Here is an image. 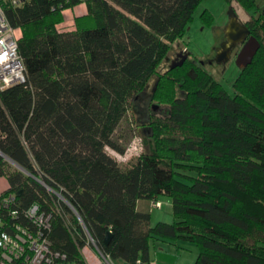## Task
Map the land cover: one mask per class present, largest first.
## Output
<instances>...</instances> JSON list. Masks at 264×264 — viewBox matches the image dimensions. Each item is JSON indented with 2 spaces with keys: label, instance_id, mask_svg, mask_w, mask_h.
Returning a JSON list of instances; mask_svg holds the SVG:
<instances>
[{
  "label": "trees",
  "instance_id": "trees-1",
  "mask_svg": "<svg viewBox=\"0 0 264 264\" xmlns=\"http://www.w3.org/2000/svg\"><path fill=\"white\" fill-rule=\"evenodd\" d=\"M202 1L0 0L27 77L0 90V228L34 230L24 211L36 203L51 214V248L66 254L54 264H87L88 237L113 264H147L155 241L193 244V264H264V5L236 0L259 46L230 94L192 55L158 70ZM81 3L66 29L63 11ZM200 16L213 24L208 9ZM153 76L161 113L122 166L106 148L125 153L117 130ZM161 196L173 220L151 224L137 201Z\"/></svg>",
  "mask_w": 264,
  "mask_h": 264
},
{
  "label": "rangeland",
  "instance_id": "rangeland-1",
  "mask_svg": "<svg viewBox=\"0 0 264 264\" xmlns=\"http://www.w3.org/2000/svg\"><path fill=\"white\" fill-rule=\"evenodd\" d=\"M259 4L262 7L264 0H259ZM204 9H208L214 15V22L211 26H206L201 20L200 15ZM232 19L235 21L236 28H231ZM248 20V14L236 0H232L230 3L225 0H203L197 7L186 33L173 42L158 70L163 72L168 67L182 61L186 56L192 55L223 84L230 94H233L232 84L241 68L238 63V56L250 38L244 35L240 39L230 41L227 39L228 31L236 32L237 27L242 29ZM14 30L16 35L20 33L19 28ZM225 41H227V45H230V48H223ZM222 49L229 50L226 51L225 57L220 59L219 54ZM155 82L156 76H153L146 88L133 100L117 130V136L121 135V141L126 143L125 153L121 155L108 147L106 148L108 153L115 157L122 166L133 163L144 151V138L150 133L149 117L151 114L159 115L161 113V109L154 108L153 103H151ZM7 188L6 177L0 176V194ZM160 198L163 199V202H160L163 205L161 210H155L152 213L155 220L153 224L157 221L172 222L173 220L170 200L167 196ZM152 206L156 207L153 203ZM0 255H2L1 252ZM101 260L104 261L103 258ZM108 261L110 262V260Z\"/></svg>",
  "mask_w": 264,
  "mask_h": 264
},
{
  "label": "built area",
  "instance_id": "built-area-1",
  "mask_svg": "<svg viewBox=\"0 0 264 264\" xmlns=\"http://www.w3.org/2000/svg\"><path fill=\"white\" fill-rule=\"evenodd\" d=\"M26 81V68L19 53L17 35L0 6V90ZM51 191L59 200L65 201L60 193ZM11 200L12 195H9L4 201L9 203ZM153 205L160 207L161 203L157 201L153 202ZM9 214L14 217L17 211L11 210ZM24 216L34 224V230L20 223L13 224L14 233L0 228V264H13L20 259L19 264H54L57 259H65V253L51 248L48 237L51 214L41 210L39 205L34 203L24 211ZM87 243L94 244L91 237H88ZM103 258L107 262L110 260L105 255ZM137 264L142 263L137 260Z\"/></svg>",
  "mask_w": 264,
  "mask_h": 264
},
{
  "label": "crops",
  "instance_id": "crops-1",
  "mask_svg": "<svg viewBox=\"0 0 264 264\" xmlns=\"http://www.w3.org/2000/svg\"><path fill=\"white\" fill-rule=\"evenodd\" d=\"M85 12L86 6L84 3L65 9L63 11L64 19L61 25L65 26L66 29L72 28L74 26V17ZM162 200V198H158V201H161V203L163 202ZM152 202V200L147 199H139L137 201L138 210L151 214V224L155 221L152 217V213L162 208V206L160 208L153 207ZM178 246H180V248H178ZM178 246H173L163 241L151 242L149 248V262L147 264H193L197 255L196 247L188 242H180ZM81 253L87 264H113L111 260L107 262L103 258L102 253L92 243H86L81 248ZM101 257L105 262H102Z\"/></svg>",
  "mask_w": 264,
  "mask_h": 264
},
{
  "label": "water",
  "instance_id": "water-1",
  "mask_svg": "<svg viewBox=\"0 0 264 264\" xmlns=\"http://www.w3.org/2000/svg\"><path fill=\"white\" fill-rule=\"evenodd\" d=\"M231 28H236L235 27V21L234 19L231 20ZM248 32L247 28L244 26L239 33L237 34V39H240L241 37H243L246 33ZM259 46V42L257 41V39L253 36L250 37V41L246 44V46L244 47V49L239 53L238 56V63L239 66L243 67L245 65H247L249 62H251L252 56L254 54V52L256 51V49ZM111 238V232L108 231L104 242L108 243L109 240Z\"/></svg>",
  "mask_w": 264,
  "mask_h": 264
},
{
  "label": "flooded vegetation",
  "instance_id": "flooded-vegetation-1",
  "mask_svg": "<svg viewBox=\"0 0 264 264\" xmlns=\"http://www.w3.org/2000/svg\"><path fill=\"white\" fill-rule=\"evenodd\" d=\"M237 31L236 32H233V30L232 31H228V40H230V41H234V40H237V34L236 33H239V31L241 30V28H239V27H237V29H236ZM245 36L247 37V38H250V36H248V34L246 33L245 34ZM227 40V41H228ZM227 41H225V44H224V47L223 48H226V47H228V48H230V45L228 44H226V42ZM219 49H221V48H219ZM229 49H227L226 51H228ZM226 51L224 50V49H222V51H220V54H219V56H220V59H221V57H225V53H226ZM184 59V58H183ZM181 62V61H180ZM180 62H178V63H180ZM176 64V63H175Z\"/></svg>",
  "mask_w": 264,
  "mask_h": 264
}]
</instances>
